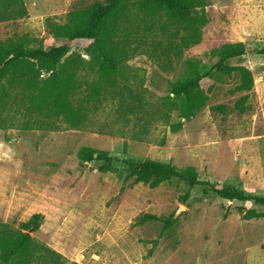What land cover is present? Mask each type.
<instances>
[{"label": "rangeland", "instance_id": "rangeland-1", "mask_svg": "<svg viewBox=\"0 0 264 264\" xmlns=\"http://www.w3.org/2000/svg\"><path fill=\"white\" fill-rule=\"evenodd\" d=\"M95 1L105 0H23L27 17L1 22L0 41L47 50L55 40L46 21L63 24L71 10ZM204 11L199 43L169 52L170 68L152 57L156 43H166L159 30L152 41L141 31L126 36L139 49L120 69L144 102L163 101L189 61L199 62L201 74L209 71L215 61L210 52L223 44L264 47V0H206ZM154 21L157 28L167 22L155 14L131 23L144 27ZM70 54L72 60L82 55L81 44ZM228 64L250 71L252 89L236 92L235 74L211 71V78L200 81L208 98L201 110L188 120L170 113L171 122L182 124L177 132L160 121L118 118L110 101L89 113L80 128L61 117L37 120L20 105L16 88L3 106L0 88V222L28 232L67 264H264V207L222 200L202 186L188 192L177 180L154 188L134 184L126 180L129 170L122 163L171 162L193 168L200 181L218 188L264 196V56L253 53ZM82 75L79 71L80 80ZM81 147L106 152L116 171L103 173L99 163L81 162L76 156ZM248 210L261 216L245 217ZM34 214L41 216L38 229L23 230L21 224ZM142 214L158 221L139 223ZM170 219L172 226L161 232Z\"/></svg>", "mask_w": 264, "mask_h": 264}, {"label": "trees", "instance_id": "trees-1", "mask_svg": "<svg viewBox=\"0 0 264 264\" xmlns=\"http://www.w3.org/2000/svg\"><path fill=\"white\" fill-rule=\"evenodd\" d=\"M205 6L206 0L95 1L82 10H71L63 24L46 21L48 33L55 40L47 50L28 47L22 42L0 41L3 106L8 105L10 93L16 88L20 105L30 117L35 114L37 120L61 117L68 126L80 128L89 113L97 111L102 102L110 101L116 105L118 118H139L146 124L160 121L169 126L171 132H177L182 124L180 121L171 122L170 113L177 111L179 118L188 120L201 110L208 98L200 81L211 78V71L227 76L235 74L239 83L234 91L249 92L253 87L250 71L244 66H230L228 62L253 53L264 56V47L253 49L242 42L223 44L210 52L215 61L211 69L202 74L198 70L199 62L189 61L183 78L170 83L169 94L157 106L144 102L142 95L123 79L120 67L139 49L134 39L131 37L127 41L126 36L141 31L143 36L153 40L159 30L162 37L167 36L166 43L161 46L158 41L152 57H157L164 67L170 68V63L165 60L169 52L179 46L187 48L199 43L201 29L206 23ZM27 14L23 0H0V23L24 18ZM155 14L165 16L167 22L158 28L155 21L144 27L137 26L144 16ZM132 20L139 23L133 26ZM74 44H81L84 57L77 55L71 59ZM79 71L83 74L81 80ZM41 73L47 76L42 78ZM76 156L84 163H99L100 172L116 171L115 159L104 151L81 147ZM122 163L129 170L126 180L132 178L134 184L154 188L177 180L187 185L188 192L202 186L222 200L251 201L264 207V196H248L241 190L218 188L215 184L200 181L191 167L180 169L171 162L152 159H125ZM244 216L259 217L261 214L248 210ZM40 219V214H34L21 227L35 231ZM145 221L158 219L150 214L138 217L139 223ZM172 223L171 219L164 221L161 232L170 228ZM0 261L2 264H67L57 252L33 240L28 232L10 230L1 222Z\"/></svg>", "mask_w": 264, "mask_h": 264}]
</instances>
